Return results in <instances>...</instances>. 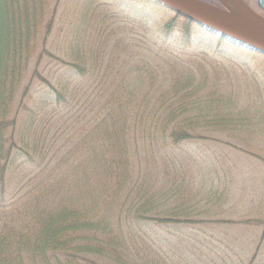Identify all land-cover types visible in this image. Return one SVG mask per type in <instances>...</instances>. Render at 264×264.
<instances>
[{"label":"trees","instance_id":"16d2710c","mask_svg":"<svg viewBox=\"0 0 264 264\" xmlns=\"http://www.w3.org/2000/svg\"><path fill=\"white\" fill-rule=\"evenodd\" d=\"M122 1L163 26L166 38L152 41L158 49L133 41L157 59L185 67L173 59L168 44L181 35L234 49L264 65V54L237 46L154 0ZM118 17L98 15L87 28L82 57L67 62L57 55V43L70 40L82 48L84 41L78 35L70 39L64 27L60 40L51 38L56 28L51 0H0V209L54 178L19 226L0 235V264H101L112 244L125 242L132 228L139 235L150 228L152 240L155 236L161 243L169 237L203 246L206 226L232 223L193 219L186 213L194 206L192 197L181 209L159 215L158 181L144 176L146 160L150 153L164 154L175 163L178 150L211 141L208 135L217 127L233 137L238 129L264 125V101L256 96V103L242 106L236 92L221 86L218 69L213 83L203 72L201 78L191 72L169 79L147 60H123L122 46L130 44L114 40ZM32 65L31 80L21 92ZM56 69L62 71L59 76ZM72 81L71 92H64ZM48 109L53 122L38 127ZM253 225L264 227V220ZM263 227L248 264H264V254L259 258ZM138 258V264H157Z\"/></svg>","mask_w":264,"mask_h":264},{"label":"rangeland","instance_id":"374dc122","mask_svg":"<svg viewBox=\"0 0 264 264\" xmlns=\"http://www.w3.org/2000/svg\"><path fill=\"white\" fill-rule=\"evenodd\" d=\"M199 1L216 7L219 5L221 9L239 14L232 0ZM243 2L248 9L264 18V14L257 6V0H243ZM87 4L86 0H51V8L55 12L56 19V28L51 38L60 40L57 35L64 36V31L60 30L64 27L67 30L65 33L69 32L70 39L78 35L84 41L83 49L69 43L70 40L67 43L64 40L59 41L55 49L61 59L77 62L89 41L90 34L86 31L93 20L98 15L117 13L119 17L113 24L118 32L114 35V40L116 42L120 38H125L124 42L130 44L129 48L122 46L123 60L129 58L147 60L164 72L169 79L191 72L201 78L199 73L203 72L208 74L213 83L217 77L215 69H218L222 73L221 86L228 92L231 89L232 92H236L242 106L256 103V96H260L264 101V65L259 61L234 49H224L223 46L212 43L201 44L196 38L191 40L178 35L179 37L168 39L173 59L184 61L185 67L178 66L173 60L170 63L164 59H157L148 51L133 46L134 42H139L145 44L148 50L158 49L152 41L166 38L167 33L155 18L143 15L135 6L122 0H101L89 6ZM200 65L204 68L200 69ZM33 67V65L30 67L21 92L31 80ZM53 67L52 64L51 69L54 71ZM56 71V76L62 73V71L58 72L59 69ZM55 82L57 83V80ZM75 84L74 81L68 82L63 89L64 92H71ZM57 85L60 86L62 83ZM51 122H53L51 109H48L40 116L37 124L39 127ZM225 130L226 128L217 127V131L212 130L216 134L208 135L211 141L207 140L200 142V145L194 144L178 150L176 153L178 159L175 163L164 157V154L161 157L159 154L152 156L150 153L146 160L148 163L145 165L144 176H150L149 180L158 181L157 191L160 197L156 205L159 215L167 216L171 211L181 209L192 197L194 206L187 208L189 209L187 215H192L195 220L227 221L232 222V225L213 223L206 226L203 229L208 235L204 240L206 243L200 246L169 237L161 243L155 236L152 240L153 234L150 228L143 229L139 235L133 228L128 230V224L124 222L122 228L124 231L128 230L125 242L112 244L114 250L110 251L109 257L100 260L101 264H138V256L149 263L151 260H157L154 262L157 264L249 263L263 231V226L257 228L253 222L255 224L256 220H264V161L262 160L264 159V125L257 124L238 129L237 132H233V137ZM231 144L235 147H231ZM53 179L52 176L40 182L30 194L23 195L24 197L12 207L0 209V235L16 225L19 226L24 213L49 188ZM128 233H131L132 238ZM141 236L143 239H139ZM152 244L157 247L153 248ZM263 254L264 242L259 258Z\"/></svg>","mask_w":264,"mask_h":264},{"label":"water","instance_id":"95a60500","mask_svg":"<svg viewBox=\"0 0 264 264\" xmlns=\"http://www.w3.org/2000/svg\"><path fill=\"white\" fill-rule=\"evenodd\" d=\"M154 1L194 21L205 30H209L215 35L235 43L237 46L264 54V47L256 43L257 40L264 42L263 34L252 29H243L230 23L236 21L237 14L199 0ZM232 1L237 11L245 6L242 0ZM257 6L264 12V0H257Z\"/></svg>","mask_w":264,"mask_h":264},{"label":"bare ground","instance_id":"6f19581e","mask_svg":"<svg viewBox=\"0 0 264 264\" xmlns=\"http://www.w3.org/2000/svg\"><path fill=\"white\" fill-rule=\"evenodd\" d=\"M237 14V19L235 22H230L235 26L243 29H252L256 32L264 35V18L257 15L247 7L239 8ZM257 44L264 47V42L261 40L256 41Z\"/></svg>","mask_w":264,"mask_h":264},{"label":"flooded vegetation","instance_id":"af4514ba","mask_svg":"<svg viewBox=\"0 0 264 264\" xmlns=\"http://www.w3.org/2000/svg\"><path fill=\"white\" fill-rule=\"evenodd\" d=\"M260 10V9H259ZM261 11V10H260ZM263 14H264V12L263 11H261Z\"/></svg>","mask_w":264,"mask_h":264}]
</instances>
